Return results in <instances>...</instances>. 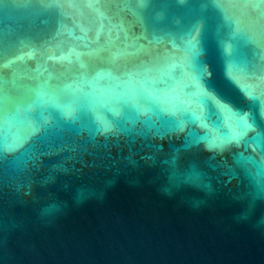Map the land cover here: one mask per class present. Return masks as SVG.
Here are the masks:
<instances>
[{"label":"water","instance_id":"water-1","mask_svg":"<svg viewBox=\"0 0 264 264\" xmlns=\"http://www.w3.org/2000/svg\"><path fill=\"white\" fill-rule=\"evenodd\" d=\"M0 264H264V0H0Z\"/></svg>","mask_w":264,"mask_h":264}]
</instances>
